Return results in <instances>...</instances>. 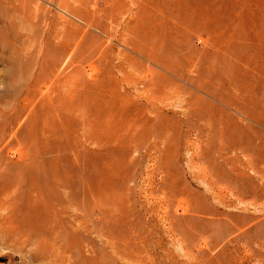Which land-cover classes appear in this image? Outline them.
<instances>
[{
    "label": "rangeland",
    "instance_id": "rangeland-1",
    "mask_svg": "<svg viewBox=\"0 0 264 264\" xmlns=\"http://www.w3.org/2000/svg\"><path fill=\"white\" fill-rule=\"evenodd\" d=\"M0 226V264H264V0H0Z\"/></svg>",
    "mask_w": 264,
    "mask_h": 264
},
{
    "label": "bare ground",
    "instance_id": "bare-ground-1",
    "mask_svg": "<svg viewBox=\"0 0 264 264\" xmlns=\"http://www.w3.org/2000/svg\"><path fill=\"white\" fill-rule=\"evenodd\" d=\"M63 3H65V2H63ZM61 6H62V4H61ZM62 39V38H61ZM64 41V40H63ZM64 45V44H63ZM43 132V131H42ZM213 182V181H212ZM1 227V226H0ZM46 250V249H45ZM50 257V256H49ZM57 260V259H56Z\"/></svg>",
    "mask_w": 264,
    "mask_h": 264
}]
</instances>
